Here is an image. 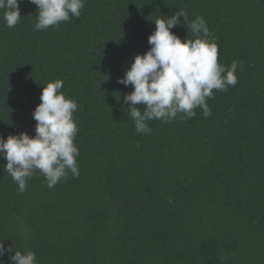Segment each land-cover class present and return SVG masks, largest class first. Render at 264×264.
<instances>
[{
    "label": "trees",
    "instance_id": "16d2710c",
    "mask_svg": "<svg viewBox=\"0 0 264 264\" xmlns=\"http://www.w3.org/2000/svg\"><path fill=\"white\" fill-rule=\"evenodd\" d=\"M179 8L205 20L219 63L243 70L214 90L207 119L197 109L137 134L123 102L133 88L117 80ZM19 10L14 28L0 12V136L34 137L43 87L62 80L78 104L79 177L49 189L37 172L21 192L0 159V243L37 264H264V0H85L43 31L34 4Z\"/></svg>",
    "mask_w": 264,
    "mask_h": 264
},
{
    "label": "clouds",
    "instance_id": "9594fccd",
    "mask_svg": "<svg viewBox=\"0 0 264 264\" xmlns=\"http://www.w3.org/2000/svg\"><path fill=\"white\" fill-rule=\"evenodd\" d=\"M20 2L0 0L6 27L14 28L22 20ZM29 3L37 8L34 24L37 31L50 27L58 30L61 22L78 19L85 7V0H29ZM154 25L155 30L148 37L150 50L136 55L130 69L117 80L133 88L130 94L123 96V102L128 105L137 134L151 133L149 121L172 122L178 116L185 121L195 117L197 109H201L207 119L211 115L207 100L213 98L214 90L227 92L229 87H235L237 69L243 70V64L237 61L230 66L219 63L218 45L210 39L212 33L202 17L190 19L189 13L179 8L167 19L157 18ZM181 25L197 38H186L182 42L171 31ZM62 88L60 79L43 87L41 103L33 112L34 137L20 133L9 135L5 140L0 136V159L7 162L3 168L21 192L37 172L44 176L49 189L67 179L69 174L79 177L77 157L80 152L74 143L79 132L74 119L78 104L66 98ZM137 105H143V110ZM5 255L10 264H37L35 252L6 249L2 242L0 257ZM0 264L5 261L0 259Z\"/></svg>",
    "mask_w": 264,
    "mask_h": 264
}]
</instances>
